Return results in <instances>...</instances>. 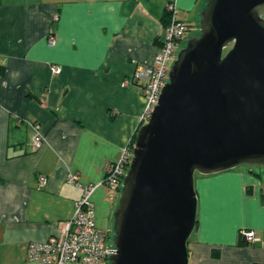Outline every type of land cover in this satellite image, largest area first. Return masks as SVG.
I'll list each match as a JSON object with an SVG mask.
<instances>
[{
	"label": "crops",
	"instance_id": "1",
	"mask_svg": "<svg viewBox=\"0 0 264 264\" xmlns=\"http://www.w3.org/2000/svg\"><path fill=\"white\" fill-rule=\"evenodd\" d=\"M169 3L194 37L207 0H0V264H46L27 260V248L73 216L82 189L69 174L83 186L102 183L134 143L146 100L140 85L122 81L159 52ZM198 183L188 264H264V166Z\"/></svg>",
	"mask_w": 264,
	"mask_h": 264
},
{
	"label": "water",
	"instance_id": "2",
	"mask_svg": "<svg viewBox=\"0 0 264 264\" xmlns=\"http://www.w3.org/2000/svg\"><path fill=\"white\" fill-rule=\"evenodd\" d=\"M137 131L108 264H188L195 174L264 166V0H207Z\"/></svg>",
	"mask_w": 264,
	"mask_h": 264
},
{
	"label": "built area",
	"instance_id": "3",
	"mask_svg": "<svg viewBox=\"0 0 264 264\" xmlns=\"http://www.w3.org/2000/svg\"><path fill=\"white\" fill-rule=\"evenodd\" d=\"M166 11L170 13L168 24L164 27L161 37V48L154 56L151 64H138L129 79L122 81V86L135 83L141 86L142 94L146 100V107L142 114V122L145 123L151 117L153 107L158 102L160 91L168 80L171 66L177 58V54L183 42L188 41L192 29L186 22L175 18V5H166ZM50 46L55 43V36H48ZM60 66H52L53 73H59ZM1 76V70H0ZM1 78V77H0ZM36 135L33 145L39 148L43 135L39 132V125H33ZM121 156L117 161L111 162L102 182L109 188L121 190L124 174L130 166L133 157V144L123 147ZM69 181L76 183L82 189V195L76 200L74 214L71 218L61 222L60 229L54 235L43 241H32L28 246L27 260L38 261L46 264H108L109 255L116 249L113 244H108L111 234L99 229L94 222L95 211L90 200L91 195L102 184H89L83 186L78 183L77 174H69ZM41 184H46V179L40 177ZM241 233L245 240L252 242L257 240L254 230L243 229Z\"/></svg>",
	"mask_w": 264,
	"mask_h": 264
},
{
	"label": "rangeland",
	"instance_id": "4",
	"mask_svg": "<svg viewBox=\"0 0 264 264\" xmlns=\"http://www.w3.org/2000/svg\"><path fill=\"white\" fill-rule=\"evenodd\" d=\"M198 30H196L194 36L198 35ZM187 41L183 42L181 46H185ZM200 173L195 174V184L196 188L198 189L200 187V184L198 183V177H200ZM107 189V190H106ZM101 192V193H100ZM103 192V193H102ZM117 195L115 197L116 201L110 200L113 199L114 193ZM121 193V190H120ZM120 193H118L114 188L108 187L106 185L100 186L97 192L93 195L92 202H94V211H95V223H97V226H102V229L104 231L112 230V219L113 214L115 212V208L118 204ZM101 198L103 201L100 206H97V200L98 198ZM105 201V202H104ZM101 229V227H100ZM111 236L108 239V244H113V238L114 234L111 232Z\"/></svg>",
	"mask_w": 264,
	"mask_h": 264
},
{
	"label": "trees",
	"instance_id": "5",
	"mask_svg": "<svg viewBox=\"0 0 264 264\" xmlns=\"http://www.w3.org/2000/svg\"><path fill=\"white\" fill-rule=\"evenodd\" d=\"M165 12H167V11H165ZM167 15H170V13H168L167 12ZM134 138H135V136H134ZM134 138H133V142H134ZM107 234H109L107 231H105ZM111 232H112V230H111Z\"/></svg>",
	"mask_w": 264,
	"mask_h": 264
},
{
	"label": "flooded vegetation",
	"instance_id": "6",
	"mask_svg": "<svg viewBox=\"0 0 264 264\" xmlns=\"http://www.w3.org/2000/svg\"><path fill=\"white\" fill-rule=\"evenodd\" d=\"M107 232L110 234L111 233V230H108Z\"/></svg>",
	"mask_w": 264,
	"mask_h": 264
}]
</instances>
